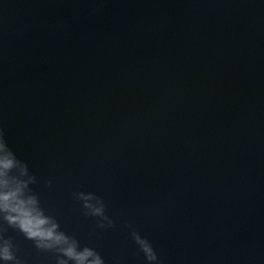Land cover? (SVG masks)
I'll list each match as a JSON object with an SVG mask.
<instances>
[{
	"label": "water",
	"instance_id": "water-1",
	"mask_svg": "<svg viewBox=\"0 0 264 264\" xmlns=\"http://www.w3.org/2000/svg\"><path fill=\"white\" fill-rule=\"evenodd\" d=\"M0 127L106 264H264V0H0Z\"/></svg>",
	"mask_w": 264,
	"mask_h": 264
},
{
	"label": "clouds",
	"instance_id": "clouds-1",
	"mask_svg": "<svg viewBox=\"0 0 264 264\" xmlns=\"http://www.w3.org/2000/svg\"><path fill=\"white\" fill-rule=\"evenodd\" d=\"M36 182L27 162L9 147L6 133L0 127V261L25 264L18 255L19 246L8 235L9 229H14L33 241L38 251L51 253L55 264H106L95 248L82 245L79 239L62 229L56 216L48 213L31 187ZM51 183L48 181L49 186ZM73 196L82 202L85 216L98 218L99 228L116 227V221L106 214L107 205L102 197L84 191L74 192ZM126 227L131 230L130 235L147 264H163L152 242L133 224L128 223Z\"/></svg>",
	"mask_w": 264,
	"mask_h": 264
}]
</instances>
